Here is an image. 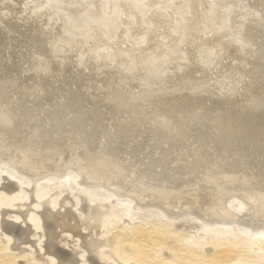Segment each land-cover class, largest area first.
Instances as JSON below:
<instances>
[{
    "label": "bare ground",
    "instance_id": "1",
    "mask_svg": "<svg viewBox=\"0 0 264 264\" xmlns=\"http://www.w3.org/2000/svg\"><path fill=\"white\" fill-rule=\"evenodd\" d=\"M33 1L0 0V160L27 177L38 201L43 188L37 187L36 179L46 172L64 175L67 168L75 169L79 186L68 194L74 196L75 206L82 205L84 218L75 220L69 211L56 216L51 210L54 200L43 205L38 215L46 258L52 264H103L101 249L115 248L120 234L127 237L124 244L141 240L131 230L116 232L106 241L91 237L87 229L97 234L111 215L118 216L117 205L107 207L108 201L81 190L92 185L109 187L116 197L129 196L132 205L156 208L167 218L190 214L203 223L239 224L264 247L263 235L257 233L264 229V0H204L205 6L198 5L195 12L188 8L189 0H129L121 7L114 0ZM119 7L122 10L116 12ZM56 8L64 16V26L57 24L62 27L60 36L49 29L55 24L52 20L58 21L49 15ZM72 12L94 13L91 16L99 18L96 25H103L100 32H89L86 13L70 18ZM151 17L169 29L167 39L163 32L149 36L163 38L162 46L144 39L147 32L142 28L147 25L163 31ZM72 19L82 24L81 34L91 40L75 41L80 40L92 55L106 57L105 63L92 64L89 58L84 62V56L70 52L76 43L65 36ZM133 22L138 27L131 29L128 25L133 28ZM42 23L51 26L45 29ZM71 33L79 35L75 30ZM227 35L231 38L224 42ZM107 37H117L115 54L102 46ZM171 37L177 43L169 42ZM138 42L143 44L140 57L122 54L125 45ZM184 45L194 49L185 50ZM112 59L135 66L130 69L133 75L123 66L117 68L116 62L109 67L106 61ZM232 60L236 61L231 64ZM144 61L147 78L138 74ZM182 62L185 73L174 75L172 70ZM162 71L160 77L154 74ZM242 72L250 80L236 85L235 75ZM13 194L15 200L21 199L17 190ZM231 197L242 200L238 211L232 208L235 204L227 203ZM104 205L107 208L100 209ZM27 226L0 220V231L9 237L12 250L36 247ZM218 227V233H206L211 245L224 237L233 242L246 238L231 236L225 225ZM59 233L60 237L69 233L71 239L79 235L85 251L79 260L61 248L73 251L66 235L58 239Z\"/></svg>",
    "mask_w": 264,
    "mask_h": 264
},
{
    "label": "rangeland",
    "instance_id": "2",
    "mask_svg": "<svg viewBox=\"0 0 264 264\" xmlns=\"http://www.w3.org/2000/svg\"><path fill=\"white\" fill-rule=\"evenodd\" d=\"M2 162L3 160H0V172H3L0 173V188L2 189H0V216L2 215L0 220H2L3 217V220H7L11 223L14 222V224L20 225L22 228L24 226V228H26V225H28L30 229V235L32 237V242L35 243L34 245H36L37 248L32 247V249L27 245L25 247H22L19 251L12 250L10 248L11 242L8 243L9 237H6L0 231V264H52V262L46 258V248H43L45 247V233L41 225V218L39 215L40 212L42 213L43 205L49 204V202H52L54 200L52 202V205L55 209H51V204L50 209L55 212L54 214L56 216H60L64 212L69 211L73 215V218L75 220L80 221L82 220V218H84V213H82L83 210L81 209L82 205L78 203L80 204V206H75L73 203L74 196L69 195L71 194L72 189H75L77 186H79L77 182V174L76 172H74L75 169L71 167L72 170H68L67 168L66 171H64L66 172L64 173V175H55L52 172H46L44 173L45 176H43V174L38 179H36L37 187L39 188L40 186H42L43 188V196L38 201L35 196H33V193L30 192V188H28V183L30 181L26 179L27 177L23 178L24 175L21 174V176L20 174L16 173L11 167H7V165ZM6 175L9 178H4V176ZM8 179L10 181L12 180L13 182H10ZM7 183L9 185H7ZM14 185L16 186L14 187ZM7 186L10 188V190ZM84 187H81V190H87L93 196L101 198L104 203L108 201L107 203L109 204H105L107 207H109L108 205L112 207L117 205L118 207V211L115 210L118 216L115 218L111 215V217H109V219L105 221L104 227L100 229L99 233L94 234L93 229L91 230V232L87 229L92 238L97 237L101 241H106L107 238L112 234L116 232H123L126 230L134 231V233L140 234L141 236V240H132L131 246L129 245L130 243L124 244V241L127 237L124 234H120L118 238L120 242L115 246V248L114 246H107L101 249L99 258L101 260H104L102 261L103 264H246L251 262H264V247H262L260 243H255V241L258 242L259 240L251 238L252 236L250 237L251 234H254H250L248 230H246L239 224L233 223L235 224L233 225L232 222H213L210 224L203 223L201 221H198L190 214H186L187 216L184 215L176 218H167L156 208L144 206L140 207L135 206L134 204L132 205L129 196L123 195L119 197L118 195V197H116L115 195H113L112 190L109 187H106L105 189L102 186L96 185ZM66 189L69 191H67ZM13 190H17L19 196H21V199L18 198L15 200L13 198ZM26 191L29 194H27ZM2 192L7 194L6 197ZM44 193H47V196ZM22 198L24 199V201ZM29 198L31 199V202ZM231 198H229L230 200H228L227 203L229 205L231 204L230 206H232V204L238 205L239 207L235 205L232 206L234 211H238L240 205L243 204L241 202L242 200L238 199V197ZM236 201L238 203H236ZM24 204L25 206L23 207ZM32 205L34 206L31 207ZM105 205L104 208L102 207L100 209L105 210L107 208L105 207ZM70 206L73 207L72 211ZM38 209H41V211ZM2 213H4L5 215ZM17 213L19 214V216ZM35 223L39 224L34 225ZM218 224L220 225V227L221 225H225V227L228 229V232L230 234L232 233L231 236L236 234L238 236H241L242 234L246 238H244L243 241L241 240L239 242H233L232 240L226 239V237H224L217 240L215 244L211 245L206 239V233L208 232V230L214 231L215 229H218ZM87 231L81 232L86 234L88 233ZM139 231L142 232L139 233ZM216 231L218 233V230H215L214 232ZM78 233L79 232H77V234ZM257 233L263 235V237L260 238V241H263L264 229L258 231ZM61 234L59 233L58 239H63L66 235V240L69 239L67 240L66 244H68V246H70L73 251L66 249V247L61 248L67 250L68 252L70 251V254L74 255L79 260L80 254L85 252L80 245L79 240L77 239L79 235L74 237V240L71 239L69 233H66L65 235H62V237H60ZM223 234L227 235L228 233L223 232ZM80 239H83V235ZM41 248L44 250L41 251ZM111 249L112 251H110ZM37 252L41 255H38Z\"/></svg>",
    "mask_w": 264,
    "mask_h": 264
},
{
    "label": "water",
    "instance_id": "3",
    "mask_svg": "<svg viewBox=\"0 0 264 264\" xmlns=\"http://www.w3.org/2000/svg\"><path fill=\"white\" fill-rule=\"evenodd\" d=\"M32 1V0H31ZM34 1H36V3H38V4H40V3H43V1L42 0H34ZM33 1V2H34ZM115 2H117L118 3V6H122L123 4H124V2H125V4L126 3H129V0H114ZM113 1V2H114ZM92 3V2H91ZM14 4H15V2H14ZM28 4L30 5L31 4V2L30 1H28ZM218 3L216 2V5H217ZM81 5H84V4H81ZM96 5L97 6H99L100 7V5H99V3H96ZM188 8L191 10L192 9V7H193V9H194V12L196 11V8L198 7V5L199 6H201L202 8L205 6V3H204V0H202V1H200V0H198V1H196V0H189V3H188ZM8 6V5H7ZM7 6H5V7H7ZM15 5H11V7H14ZM27 7V6H26ZM120 7L119 8H117V9H115L116 10V12H118V10H122V8L120 9ZM116 8V7H115ZM42 9V8H41ZM155 9V8H154ZM157 9V8H156ZM155 9V10H156ZM57 8L56 9H54V11H51L50 13H49V15L51 16V18H56V20H58V21H54V20H52L53 22H55V24L52 26V27H50L49 29L54 33V35H56V34H58L59 35V32L61 33V32H63L62 31V27L64 26V21H63V18H64V16L63 17H61L62 15H61V13H60V10L58 9L57 11ZM75 10V9H74ZM115 10H113L112 11V13L113 12H115ZM155 10H150V12L149 13H154V12H157V11H155ZM28 12H29V10L27 9V8H25V11H24V14H28ZM85 13L89 16V14H90V12H75V13H73L72 12V14H70V18H75V17H73L74 15H76V17H78V14H79V16H82V15H84V16H86L85 15ZM112 13H110V15L112 14ZM30 15H32V16H35V15H33V14H31V13H29ZM94 14V13H93ZM93 14H91V15H93ZM124 14V13H123ZM190 14V13H189ZM195 14V13H194ZM87 16L88 17V19H89V23H90V26H89V32H91V33H97L98 34V32H100V30H99V27L100 28H102V26L103 25H96V21H97V19H99V18H96V17H93V16ZM149 15V14H148ZM38 16V15H37ZM41 16L42 15H40V16H38L37 17V19H39V18H41ZM59 16H60V18H59ZM42 17H44V16H42ZM47 19V18H46ZM69 19V16L66 18V21ZM150 20H154L155 22H157L155 19H153L152 17L151 18H149ZM149 19H147L146 18V20H149ZM61 20V21H60ZM65 20V19H64ZM70 21H72L70 24H72L70 27H68V29H70V32H68L67 34H66V36H65V38L68 40V41H70V40H72V39H74V43L73 44H75L76 43V45H72V47H70V48H72V51H70V52H72L73 54L74 53H77L76 55H81V56H84L85 57V59H84V62L89 58L90 60L88 61V62H90V63H92V64H97V62L98 61H102L101 62V64H103V63H105L103 60H105V58L106 57H100L99 55H92V53L91 52H87V51H85L86 50V47H84V44H82L81 43V41H82V38L83 39H88L89 41H91L90 40V38L89 37H86V36H84L83 34H81V32L83 31V26H82V24L81 23H79V21H75L74 19H72V20H70ZM141 20H137V22H139V25H140V27L142 28L143 27V25H142V23L140 22ZM46 22H50V21H46ZM183 24L185 23L184 22V20L183 21H181ZM197 22H198V20H197ZM159 25L160 24H163V23H159V22H157ZM181 23V24H182ZM57 24H62V27L61 28H59L58 26H57ZM144 24V23H143ZM182 24V25H183ZM42 25H43V23H42ZM67 25H69V24H67L66 23V26ZM123 25H125V24H123ZM180 26V27H175L174 28V31L176 30L177 32H178V30L181 28V27H183V26ZM44 26V28L46 29L48 26H51L50 24H46V25H43ZM97 26V27H96ZM130 26V28L131 29H134L135 27H138V24H136V23H134L133 22V24H132V26H133V28L131 27V24L130 25H128V27ZM161 26L163 27V31L162 30H156L157 28H154L152 25H147V26H145V28H142L143 29V31L145 30L147 33V36H146V38H144V39H147L148 41H146V42H151V41H153V42H155V44H159V45H161L162 46V41H161V39H163V38H161L160 40H159V38L157 37L155 40H154V38L156 37H154L153 38V40H151L150 39V34H162V32H163V34H165L166 33V35L167 36H164L165 38L164 39H167V38H169V36H168V32L169 31H167V30H169L168 29V27L166 28V26L165 25H160V28H161ZM217 26V25H216ZM120 27H121V25H120ZM91 28H94V30H92ZM124 28H126V27H124ZM76 29H80L79 31H76ZM114 29V28H113ZM75 30V32H79V35L78 36H75V37H73V35H72V31H74ZM115 30V29H114ZM170 30H172L173 31V29H170ZM173 31V32H174ZM240 31V30H239ZM172 32V33H173ZM62 34V33H61ZM162 34V35H163ZM125 35V34H124ZM124 35H122L121 34V36L119 37V38H125V36ZM143 35V34H142ZM60 36V35H59ZM87 36H90V35H87ZM118 36H119V34H118ZM91 37H93L92 39H96V38H94V34H92L91 35ZM145 37V36H144ZM62 38V37H61ZM77 38H81V41L80 40H77V41H75ZM172 38V37H171ZM229 38H231V36H229V35H227V37H225V40H223L224 42H226V41H228V39ZM100 39V38H99ZM104 40H107L108 42H107V44L109 45L110 43H112L110 46H107V44H103V42L101 41V43H102V46H105V47H109L111 50H112V52H113V54H115V52H116V49L119 47V42H117V37H113L112 38V40H109L108 39V37L107 38H104ZM156 40H158V42L156 41ZM169 40V42H171V43H177L176 41V39H168ZM61 42L63 41V40H60ZM109 41H111V42H109ZM220 41H221V39H220ZM146 42H144V43H146ZM179 42V41H178ZM245 46L243 47V50H247V46H248V44H244ZM185 47V48H184ZM189 47V48H188ZM69 48V47H68ZM183 48L186 50V48H188V50H190V48H192L191 46H183ZM125 49H126V51H124V52H122V54L123 55H125V54H130V55H132L133 56V53H134V56L133 57H135V58H137V57H140V54H141V52H142V50H143V44L142 43H137V44H133L132 46H127V45H125ZM192 49H194V46H193V48ZM242 49V47H240V50ZM111 52V53H112ZM178 52V51H177ZM223 53V52H222ZM101 54V53H100ZM104 55H110V53H104ZM223 55H225L224 53H223ZM226 55H230V51H228L227 53H226ZM225 55V56H226ZM224 56V57H225ZM240 57H242V55L240 54ZM192 58V57H191ZM239 59H241V58H239ZM237 60V61H239L240 62V64H246V61H243V60ZM126 60V59H125ZM208 60V59H207ZM207 60H206V62H207ZM121 61V59H115V60H108V61H106V63L109 65V67H111L112 66V63L113 62H116L115 64L117 65V68H120L121 66H123V65H121L120 62ZM236 60H232L231 61V64L232 63H234ZM205 62V63H206ZM143 63H145V66L143 67V69L138 73V74H140L143 78H147L148 76H149V73H148V65H147V62L146 61H144ZM100 64V67L102 68V69H104V68H107V67H104L103 65H101ZM148 64H151L150 63V61H149V59H148ZM185 65H186V62H182L181 64H179L178 66L177 65H175V66H177L176 68H174L172 71H174V75L175 74H177V75H180L181 77H182V73H185ZM123 67H125V68H127L128 69V71L133 75V70H130L131 68H133V67H135V66H130V64H129V66L128 65H124ZM122 67V68H123ZM221 70V68H219V71ZM165 71V70H164ZM164 71H162V72H160V73H154L155 75H158L159 77L163 74V72ZM152 72V71H151ZM153 73V72H152ZM244 73H246V72H242V73H239V74H237V75H235V80H234V82L233 83H235L236 85H241L242 83H245L246 81H248V80H250V78H249V74L248 73H246V76L244 75ZM183 81V80H182ZM223 81V80H222ZM175 81H173V83H174ZM145 85V87H146V89L148 88L147 87V84H144ZM156 86V85H155ZM142 88H143V86H142ZM155 88V87H154Z\"/></svg>",
    "mask_w": 264,
    "mask_h": 264
}]
</instances>
